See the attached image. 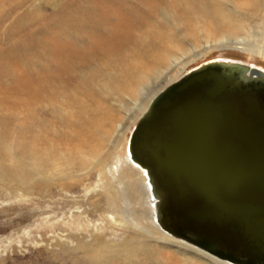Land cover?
I'll return each instance as SVG.
<instances>
[{"label": "rangeland", "instance_id": "rangeland-1", "mask_svg": "<svg viewBox=\"0 0 264 264\" xmlns=\"http://www.w3.org/2000/svg\"><path fill=\"white\" fill-rule=\"evenodd\" d=\"M76 1L22 0L0 18V264H208L149 227L127 140L149 99L193 68L264 69V0H155L137 25L122 4ZM123 26L138 27L128 46ZM112 43L113 57L92 59ZM112 203L126 222L102 209Z\"/></svg>", "mask_w": 264, "mask_h": 264}, {"label": "water", "instance_id": "water-1", "mask_svg": "<svg viewBox=\"0 0 264 264\" xmlns=\"http://www.w3.org/2000/svg\"><path fill=\"white\" fill-rule=\"evenodd\" d=\"M161 94L127 146L130 160L146 169L156 203L161 190L188 225L214 230L243 257L221 254L215 244L212 253L238 264H264V71L209 61ZM159 209L155 218L168 229ZM174 230L193 242L207 241Z\"/></svg>", "mask_w": 264, "mask_h": 264}, {"label": "bare ground", "instance_id": "bare-ground-1", "mask_svg": "<svg viewBox=\"0 0 264 264\" xmlns=\"http://www.w3.org/2000/svg\"><path fill=\"white\" fill-rule=\"evenodd\" d=\"M27 2L29 0H26ZM92 1V0H91ZM145 1V0H144ZM148 1V0H147ZM22 0H0V18H2L5 14H11L13 11L12 10H15V8L17 7V9H19L18 7H20ZM76 2H85V3H88L89 0H77ZM130 1L128 0H111V4L115 5V4H122L125 6V12H122L121 10H117L116 13H119L120 15H125L127 13L133 15L135 17V25L138 24V21L137 20V17L142 14V15H145V18L146 17H150V15H152L153 12H151L152 10L155 11L156 7H157V3L155 0H151L150 4H148L149 2H145L147 3L145 5V3L143 4V0H134V2L131 4ZM68 4L70 5L67 9H70L72 7V3H71V0H68ZM142 6L144 7V10H142ZM62 10V9H61ZM159 11V10H157ZM140 14H139V13ZM71 12L70 11H66V14H70ZM14 15V13H13ZM29 15V14H28ZM118 15V14H117ZM157 15V13H156ZM125 16H129V15H125ZM153 16V15H152ZM131 17V16H130ZM142 17V16H141ZM140 17V18H141ZM23 18H26V17H23V16H20L19 19H23ZM123 18V17H122ZM139 19V18H138ZM18 20V19H17ZM124 24V23H123ZM122 23L119 24V25H123ZM118 27V26H117ZM118 28H121L120 26ZM130 28H138L137 26H134V27H128V26H123V31L121 30V33H122V36H123V40L120 42L121 45L123 44H127V46L131 43H129L130 41L128 40L129 39V36H130V31L131 29ZM124 34V35H123ZM92 35V34H91ZM114 37L117 38L116 34H114ZM141 42L140 40H136L135 42L133 43H137V42ZM107 48V49H106ZM103 47L100 49H97L95 52H93V58L92 59H95L96 56H112L113 57V54L111 52H113L115 49L116 51H119V49L117 48V44L115 43H112L110 45H108L107 47ZM137 48V47H135ZM3 53V52H1ZM4 54V53H3ZM62 54V53H61ZM60 54V55H61ZM64 57V55H63ZM60 58V57H59ZM62 58V56H61ZM66 61H68L67 59H65ZM96 61V60H95ZM214 61V59L212 60ZM227 61H232V60H227ZM76 62V61H75ZM209 62V61H208ZM237 62V61H236ZM1 63V62H0ZM69 63V62H68ZM95 64V63H93ZM66 65V64H65ZM70 65V64H69ZM74 65V64H73ZM77 65V64H76ZM92 65V63H91ZM249 65V64H248ZM2 66V65H0ZM96 66V65H95ZM8 68V67H7ZM134 71V70H133ZM131 71V72H133ZM76 73V72H75ZM45 78V77H44ZM180 78H178L176 80V82L179 81ZM174 84V83H173ZM173 84H171L170 86H172ZM35 86V85H34ZM121 86H123V83L121 82ZM169 85L166 86L165 88H163L162 90H160L157 94H155L154 96H152L146 107L144 109H142V112L140 114V117L137 118L134 126L141 120V118H143V116L156 104L158 98L160 97V95H162L161 93L163 91H165L166 89H168L170 87ZM36 87V86H35ZM34 87V89H35ZM33 89V90H34ZM28 91V90H27ZM31 92V91H30ZM22 94V92H21ZM35 94V93H34ZM32 95V94H31ZM30 96V95H29ZM31 100V99H30ZM37 102V101H35ZM98 122L99 120L97 121V125L93 128V131H97V128H98ZM133 126V128H134ZM133 128L131 129L130 133L132 132ZM129 139V138H128ZM127 146H128V140H127ZM126 153L127 155L126 156V160H127V163H130L132 162L133 165H132V169L135 171V174H139L141 176L140 178V181H141V190L144 191V194H145V199H146V202H147V207L149 208V217L147 218L148 222H149V227H151L154 232H157L159 233L158 231H156L157 229L156 228H162L164 229L163 231L167 232L168 234L164 233V232H161L160 231V235L163 237V239L167 240V241H170L172 243H175L177 245H180L182 247H191V248H195L197 249L196 251H198L199 253H205L206 255H208V258L212 261H210L208 264H238L237 262L235 261H231V260H228L226 259L224 256L222 255H216L214 253H212L209 248H207L208 246H212V245H216V248H218V250H220L222 253L221 254H224V251L225 252H228L230 254V256L234 259H239L240 258L242 259L243 255H240L239 252H238V248L236 249V247H232L230 248L229 245H225L223 242H221L220 240L216 239L214 236H213V231L212 229H209L207 227H204L203 224H198L196 225L195 227H193L192 225H188L187 221L181 217V216H178L173 209H169V205H166L167 204V196L166 194L163 193V191L161 190H158V195H160V198H161V201L160 203H156V199L152 196L151 192H150V184L148 182V176L146 174V169L140 164V163H136V162H133L130 160L131 158V154L128 150V148L126 147ZM125 171V170H124ZM131 171V170H130ZM138 173H137V172ZM127 172V171H126ZM36 173V172H35ZM39 173V172H38ZM61 173V172H60ZM121 176L123 177H126L124 175V173L121 174ZM58 177V176H57ZM132 197H134L132 194H131ZM134 200V199H133ZM115 204L112 203L111 205H108L109 207L107 208H103L104 210H107L108 208H114L115 210L113 212H110V214H114L115 217H117V219H119V221L121 222H126L125 221V216H124V213L122 211H120L119 209H117L115 206ZM160 208L159 211H160V214H161V217L163 219V221L165 222L166 226L168 227V229H166L165 227H163L160 222H158V220H156V208ZM104 210H103V214H104ZM101 213V212H100ZM102 214V215H103ZM101 215V214H99ZM113 215V217H114ZM111 216V215H110ZM161 219V221H162ZM162 221V222H163ZM151 228H146L145 231L150 233V231L152 230ZM156 229V230H155ZM161 229V230H162ZM174 229H183V231L185 233H196V234H199L200 236H205L207 241L206 243H201V242H193L192 240L190 239H187L185 237H183V235L181 234H177L176 232H174L175 230ZM152 230V231H153ZM165 235H169L168 237H170V234L173 235L174 237L178 238V240H175L173 238L170 237V239L165 236ZM231 234V233H230ZM232 235V234H231ZM180 239V240H179ZM108 245V244H106ZM139 247H141V245H139ZM187 247V248H188ZM205 250V251H204ZM202 253V254H203Z\"/></svg>", "mask_w": 264, "mask_h": 264}, {"label": "flooded vegetation", "instance_id": "flooded-vegetation-1", "mask_svg": "<svg viewBox=\"0 0 264 264\" xmlns=\"http://www.w3.org/2000/svg\"><path fill=\"white\" fill-rule=\"evenodd\" d=\"M250 65V64H249ZM251 66V65H250ZM258 68H260V67H258ZM260 69H262V68H260ZM263 71H264V69H262ZM207 248H209V246L207 247ZM220 251V250H219ZM220 253H222L221 251H220ZM237 260H239V259H237ZM240 260H241V258H240Z\"/></svg>", "mask_w": 264, "mask_h": 264}]
</instances>
